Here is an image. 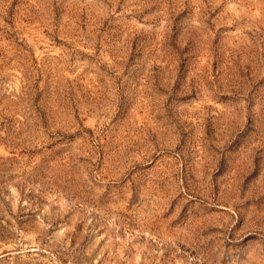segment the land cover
I'll return each mask as SVG.
<instances>
[{"label": "rangeland", "instance_id": "obj_1", "mask_svg": "<svg viewBox=\"0 0 264 264\" xmlns=\"http://www.w3.org/2000/svg\"><path fill=\"white\" fill-rule=\"evenodd\" d=\"M0 264H264V0H0Z\"/></svg>", "mask_w": 264, "mask_h": 264}]
</instances>
